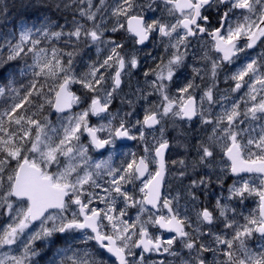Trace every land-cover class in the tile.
I'll use <instances>...</instances> for the list:
<instances>
[{"label":"snow or ice","instance_id":"snow-or-ice-1","mask_svg":"<svg viewBox=\"0 0 264 264\" xmlns=\"http://www.w3.org/2000/svg\"><path fill=\"white\" fill-rule=\"evenodd\" d=\"M64 8L69 25L45 18L0 38V250H8L0 264H37V242L58 241L49 264H264V0H67ZM121 31L131 51L107 35ZM201 41L212 84L198 100L204 69L172 85ZM148 42L164 54H146L157 62L136 100L121 99L124 111L115 103ZM92 48L96 59L83 63ZM221 73L231 83L218 95ZM196 121L194 132L183 126ZM125 141L141 151L122 152ZM214 188V204L203 203ZM249 200L255 207L245 212Z\"/></svg>","mask_w":264,"mask_h":264},{"label":"flooded vegetation","instance_id":"flooded-vegetation-1","mask_svg":"<svg viewBox=\"0 0 264 264\" xmlns=\"http://www.w3.org/2000/svg\"><path fill=\"white\" fill-rule=\"evenodd\" d=\"M108 35L111 36V35H116V34L108 33ZM127 41H128V44L126 45V47H127V50H128L129 48H132V44H131V41L130 40H127ZM156 44H155V46H156V50L155 51L158 52V53H154V55H153L154 57H158V56L164 54V50L163 51H159L157 49L159 47V43H158V45H156ZM202 45H203V41H201L199 44H195L193 46V48H191L189 50L188 59L186 60V64L188 66L186 68H184L178 74V76L175 78V83L172 85V91L173 92H175V89H176L177 86H181L184 83L186 77L191 78L193 66L196 67V68L204 69L205 72H207V75H205L204 72H202V75H204V79L203 80H201L200 78H197V80H196V83L201 86V88L200 89H197L196 92H195V95L197 96V99L199 100V97L202 94L201 89H203L205 87V85L211 86V84H212V78H211V75H210V64L207 61H204V60L201 59V57L204 55V52L206 51V49L203 48ZM155 46H154L153 42H148L146 46H143V50L141 52H145L147 49H150L152 47L154 48ZM140 47L141 46H137V48H140ZM260 51H261V49L260 48H257L254 52H251V55H255L257 52H260ZM141 62H142L141 63L142 64L141 69L138 72H136V74L133 77H131V78L125 77V83L123 85V92L120 93V98L117 99V101L115 103V107L122 108L125 111H128L129 110L127 108V105L126 104H122L121 103V99L124 98V96L126 94V91H128L130 85L133 86V90L134 91L137 89L136 76L139 75V72L140 71L144 72L150 66L151 67H155V62H157V61L148 60L146 58L144 60H141ZM230 83L231 82H229V84H225L224 83V75H223V73H221V75L219 77V82H218V95H219V93H224V92L228 91L229 86H230ZM143 87H146V85L144 84ZM138 88H142V87L139 86ZM127 98L128 99L134 98L132 92L129 95V97H127ZM152 99L155 100L156 97L153 96ZM138 103H140L139 106L137 104H135L134 106L136 107L137 112H140L139 113L140 117H142V114H143V108H142L143 102L140 101ZM205 107H207L206 104H205ZM53 118H55V116H53ZM93 122H96L95 118H93ZM177 123H180V122L178 121ZM183 126L186 129L187 128H192V127H199V123H198V121H196L195 124H191V123H187L186 122V123L183 124ZM168 133H169L170 136L177 135V133L172 130L171 123H169ZM124 143H125L126 146L123 149H121L122 152H128V151H136V152H139V151H141V149H140L139 145L137 144V142L127 141V142H124ZM177 151L183 152L184 149L183 148L174 149L172 152L169 153L170 159H176V158H178L177 157ZM91 154L96 159H106L107 158L106 155L104 157H100L95 152H93ZM115 163L116 164H119L120 163V159L117 158L115 160ZM169 180L171 181V177H169ZM231 182H232V179L231 178L226 181L227 184H230ZM185 183H187V181H185ZM170 188L171 189H174L175 188V183L174 182H172L170 185H166L165 191L167 192ZM219 191H220L219 188H214L213 191H212V193L210 195H208V196H201V201L203 203H205V204H210V205L211 204H214L215 198L219 194ZM172 194L175 195L176 194L175 191H173ZM225 195H226V192H225ZM181 203L184 204V201H181ZM252 204H253L252 201L249 200L248 201V208L244 209V211L247 212V210L252 206ZM190 207L191 206L189 205V208ZM130 215L134 219L135 218V215H136L135 210H131ZM164 235H167V233H165ZM61 245H62V243H61ZM46 254H47V252H46ZM153 259H156V260H160V259L173 260L174 258H172V257H166V256H156V255H153ZM49 261H50V259L48 257H44V258L41 257V258H39V262L42 263V264H49ZM175 264H179V261L178 260L175 261Z\"/></svg>","mask_w":264,"mask_h":264},{"label":"trees","instance_id":"trees-1","mask_svg":"<svg viewBox=\"0 0 264 264\" xmlns=\"http://www.w3.org/2000/svg\"><path fill=\"white\" fill-rule=\"evenodd\" d=\"M66 2L67 0H0V38L10 36L14 30L18 33L23 25L39 26L45 18L60 25H69L73 14L64 8ZM55 43L62 46V42ZM0 55L6 56V53L0 52ZM19 67H23L22 61ZM2 107L3 101L0 100V109Z\"/></svg>","mask_w":264,"mask_h":264},{"label":"rangeland","instance_id":"rangeland-1","mask_svg":"<svg viewBox=\"0 0 264 264\" xmlns=\"http://www.w3.org/2000/svg\"><path fill=\"white\" fill-rule=\"evenodd\" d=\"M95 2H97V0H94V3ZM108 2L111 3V0H108ZM149 15H151V13H149ZM109 33H111V32H109ZM107 35H108V33H107ZM116 36H118L117 37L118 39H121V38L127 39V33L123 32V31H121L120 33L116 34ZM127 44H128V41H127L126 45ZM156 45H158V43ZM157 49L159 51H163L164 50L163 47H161V45H159V47ZM126 50H127V47H126ZM128 50L131 51L132 48H129ZM155 50H156V46L154 48L152 47L150 49H147L145 52H141V51L139 52V51H137L136 54L138 55V57L140 58V60H144V59L147 58L146 57V54L147 53L151 52L153 55H154V53H158ZM96 56H97L96 50H95V48H92L91 50L87 51L86 54H83V56H82L83 63H89L90 62L89 57H91L94 60V59H96ZM147 59L148 60H153L152 58H147ZM141 67H142V64H141ZM141 67L139 69H137V70H134V73H133V75L131 77H133L136 74V72H138L141 69ZM77 68L80 71H84L85 70L84 67H83V64L81 63V57H79V56L77 57ZM144 81H145V78L143 76V72L140 71L139 72V75L136 76L137 88L139 86L143 87V85L145 84ZM131 92H132V94L134 92L132 85H130L128 91H126L127 97H129V95L131 94ZM133 97L134 98H130V99H132V100L135 101L136 100V96L133 95ZM136 104L139 106L140 103H136ZM139 113L140 112H137L138 116H140ZM53 119H55V118H53ZM197 128L198 127H192V128H187V129H191L194 132ZM252 203L253 204H252V206L250 208L255 207V203L253 201H252ZM0 219H2V218H0ZM61 246H62L61 245V242H59V241L57 242V244L55 246H51V247L45 246V245L41 244V242H37V247L39 249H42L41 255L34 258L37 261V264H42V263L39 262V258H41V257L42 258L48 257L49 259H51L52 256H53V253L56 251V248L61 247ZM5 251H8V250L7 249L0 250V252H5ZM46 252H47V254H46ZM9 254L19 255L20 253L15 248H13V250Z\"/></svg>","mask_w":264,"mask_h":264},{"label":"water","instance_id":"water-1","mask_svg":"<svg viewBox=\"0 0 264 264\" xmlns=\"http://www.w3.org/2000/svg\"><path fill=\"white\" fill-rule=\"evenodd\" d=\"M125 142H127V141H125Z\"/></svg>","mask_w":264,"mask_h":264}]
</instances>
